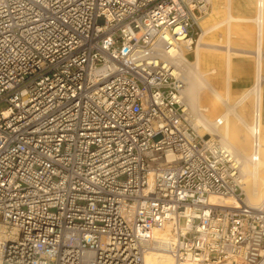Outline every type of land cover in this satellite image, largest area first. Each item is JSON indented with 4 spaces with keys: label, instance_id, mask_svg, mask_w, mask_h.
<instances>
[{
    "label": "built area",
    "instance_id": "2783aa9c",
    "mask_svg": "<svg viewBox=\"0 0 264 264\" xmlns=\"http://www.w3.org/2000/svg\"><path fill=\"white\" fill-rule=\"evenodd\" d=\"M208 10L0 0V264H144L168 225L174 264H264V199L247 202L234 146L199 132L168 54Z\"/></svg>",
    "mask_w": 264,
    "mask_h": 264
},
{
    "label": "bare ground",
    "instance_id": "6f19581e",
    "mask_svg": "<svg viewBox=\"0 0 264 264\" xmlns=\"http://www.w3.org/2000/svg\"><path fill=\"white\" fill-rule=\"evenodd\" d=\"M227 8L232 6V0H227ZM226 8V11L228 10ZM231 9V8H230ZM229 12L227 11V14ZM228 23L227 30L229 35H231V23L234 22H245L248 20L255 21L257 24V62L256 69L254 72V81L251 89L242 93V95L234 102L232 105H228L227 110L223 112L215 121L210 120L204 113H199L203 111L200 107V96L204 90H210L216 98V102L220 105L226 104L228 101L229 91L232 82L235 79L234 68L235 64L230 55L227 58V75L225 80L226 93L221 94L216 91L213 85L209 82L204 72L200 71L199 59L196 60L194 67L190 72L183 70V66L186 65L187 60L183 56L182 48L180 42L173 40L171 42L172 48L169 49L168 54L171 55V59L177 63L180 78L184 82L182 99L185 105L190 110L189 114H194L193 120L197 128H200L201 134H213L219 137L226 144L234 145V154L236 161L240 167L243 174L241 178L242 188L246 194V200L252 205H257L264 199V95H263V61H262V46L264 44V0H257L256 14L253 18H246L241 16H235L232 13L227 15ZM224 24V23H223ZM221 25L217 23L216 26ZM216 26L206 28L203 30L202 34L198 39V45L196 48L197 54L202 47L205 35L216 29ZM230 40V39H229ZM185 42V47L190 49L191 41ZM206 44V42H204ZM209 46V45H208ZM218 46V45H217ZM211 47V46H210ZM213 47V46H212ZM193 64V63H191ZM190 64V65H191ZM188 65V63H187ZM189 66V65H188ZM188 69V67L186 68ZM249 98H253L254 103L253 114L251 120L246 119V117L239 111L241 105H243ZM226 102V103H225ZM197 111V116L195 117V112ZM231 116L237 121V126L242 130V138L245 139L246 144L243 146H238L234 138L230 137L231 132ZM198 118V119H197ZM258 141L260 145V154L256 161L252 159V144ZM207 203L210 205L217 206H233L238 207L237 202L232 197L210 195L207 198ZM154 235L158 238L159 243L156 247L149 250L144 257V264H174L172 256L166 249L165 242L169 240L170 237V225L165 229H154Z\"/></svg>",
    "mask_w": 264,
    "mask_h": 264
},
{
    "label": "rangeland",
    "instance_id": "374dc122",
    "mask_svg": "<svg viewBox=\"0 0 264 264\" xmlns=\"http://www.w3.org/2000/svg\"><path fill=\"white\" fill-rule=\"evenodd\" d=\"M223 1L209 0V10L208 14L200 22V29H198V35L194 38V43L191 49H187L184 44L181 43V48L184 58L187 60L186 65L183 66V70L190 72L195 65L197 58L196 47L197 42L205 28H210L216 26L220 22L221 25L216 26V29L209 31L205 37L202 47L200 48V71L206 73V77L214 85L212 79H218L223 77L224 72L226 76V62L228 55L231 56L235 68L234 76L235 79L232 82L228 101L224 105L218 107L214 106V96L213 94L202 95V100L200 102V107L208 106L209 110L207 112L199 111V113H204L207 117L215 121L216 118L223 112L227 110L228 105L234 104V102L242 95V93L251 89L254 81V72L256 69L257 62V24L255 21L248 20L245 22H232L231 23V35L227 30L228 14L232 13L235 16H243L246 18H253L256 14L257 0H232V6L227 8L224 6ZM227 11L229 12L227 14ZM231 8V9H230ZM226 20V21H225ZM224 23V24H223ZM230 39V40H229ZM206 42V44H204ZM209 45V46H208ZM218 45V46H217ZM211 46V47H210ZM213 46V47H212ZM262 61H263V79H264V44L262 46ZM193 63V64H191ZM191 64V65H190ZM188 67V69H186ZM224 84V83H223ZM222 94L226 93L224 86L221 88L214 86ZM263 95H264V80H263ZM253 98H249L241 107L239 111L246 117V119L251 120L253 114L254 103ZM264 107V101H263ZM190 109V108H189ZM190 112V110H189ZM197 111L195 112V117L197 116ZM194 114L192 115V119ZM199 116V115H198ZM197 116V117H198ZM200 117V116H199ZM198 119V118H197ZM231 132L230 137L234 138L238 146H243L246 141L241 136L242 130L237 126V121L231 116ZM195 123V121L193 120ZM201 127L198 128L200 131ZM234 146V145H233ZM243 177V174L241 178ZM183 223V221H182Z\"/></svg>",
    "mask_w": 264,
    "mask_h": 264
},
{
    "label": "crops",
    "instance_id": "0c3cea01",
    "mask_svg": "<svg viewBox=\"0 0 264 264\" xmlns=\"http://www.w3.org/2000/svg\"><path fill=\"white\" fill-rule=\"evenodd\" d=\"M214 1H223L225 4H224V6L226 5V2H227V0H214ZM220 23V22H219ZM206 29V28H205ZM197 45H198V42H197ZM197 48V47H196ZM200 51V50H199ZM196 55H197V58L199 59V57H200V52H199V54H197V52H196ZM228 58V57H227ZM200 61V60H199ZM226 64H227V62H226ZM200 65V64H199ZM206 74V73H205ZM226 75H227V68H226ZM208 79V78H207ZM209 80V79H208ZM212 80H214V81H212L213 83H214V85L210 82V80H209V82L213 85V87L214 86H217L218 88H221L222 87V85L224 86V88H225V90L227 91V89H226V86H225V80H226V76H225V72H224V75H223V77H221V78H218V79H212ZM224 83V84H223ZM215 88V87H214ZM216 89V88H215ZM216 91L217 92H219L217 89H216ZM213 94L210 90H204L202 93H201V96L202 95H204V94ZM219 93H221V92H219ZM222 94V93H221ZM200 96V102H201V100H202V97ZM213 96H214V106H216V105H218V107H220V106H222V105H220V104H218L217 102H216V98H215V95L213 94ZM203 108V111L204 112H207L208 110H209V108H208V106H204V107H202ZM222 114V113H221ZM220 114V115H221ZM206 115V114H205ZM219 115V116H220ZM207 116V115H206ZM218 116V117H219ZM217 117V118H218Z\"/></svg>",
    "mask_w": 264,
    "mask_h": 264
},
{
    "label": "water",
    "instance_id": "95a60500",
    "mask_svg": "<svg viewBox=\"0 0 264 264\" xmlns=\"http://www.w3.org/2000/svg\"><path fill=\"white\" fill-rule=\"evenodd\" d=\"M208 136H206V138H207Z\"/></svg>",
    "mask_w": 264,
    "mask_h": 264
}]
</instances>
